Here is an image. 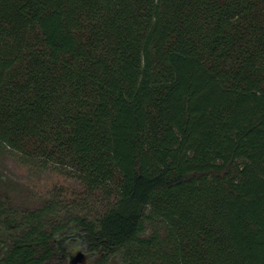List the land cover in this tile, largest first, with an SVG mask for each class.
<instances>
[{"label": "trees", "instance_id": "trees-1", "mask_svg": "<svg viewBox=\"0 0 264 264\" xmlns=\"http://www.w3.org/2000/svg\"><path fill=\"white\" fill-rule=\"evenodd\" d=\"M8 151L116 200L20 213L0 170V264H264V0H0Z\"/></svg>", "mask_w": 264, "mask_h": 264}, {"label": "rangeland", "instance_id": "rangeland-1", "mask_svg": "<svg viewBox=\"0 0 264 264\" xmlns=\"http://www.w3.org/2000/svg\"><path fill=\"white\" fill-rule=\"evenodd\" d=\"M56 161H59V158ZM67 163L63 165L62 162L53 160L48 162L44 158L31 161L11 151L0 155V170L10 180L7 188L16 210L26 213L41 208L49 202H55L65 209H73L94 218L100 216L105 208L115 202L114 184L101 183L92 179L86 181L74 167ZM150 232L151 228L147 231V235ZM205 251L207 261L211 262L214 259L216 264H227L226 257L223 255L217 253L216 257H212L210 249L206 247ZM119 261L120 259L110 264H123ZM145 262L146 264H175L168 259L155 257L153 254L146 258Z\"/></svg>", "mask_w": 264, "mask_h": 264}, {"label": "water", "instance_id": "water-1", "mask_svg": "<svg viewBox=\"0 0 264 264\" xmlns=\"http://www.w3.org/2000/svg\"><path fill=\"white\" fill-rule=\"evenodd\" d=\"M78 250V251H76ZM73 250L69 255V264H86L88 257L87 255L81 250V249H76ZM76 251V253H75Z\"/></svg>", "mask_w": 264, "mask_h": 264}]
</instances>
